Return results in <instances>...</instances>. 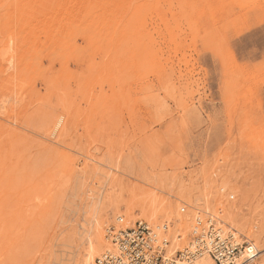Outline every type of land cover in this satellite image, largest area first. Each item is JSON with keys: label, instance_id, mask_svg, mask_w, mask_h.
<instances>
[{"label": "rangeland", "instance_id": "obj_1", "mask_svg": "<svg viewBox=\"0 0 264 264\" xmlns=\"http://www.w3.org/2000/svg\"><path fill=\"white\" fill-rule=\"evenodd\" d=\"M206 215L264 264V0H0V264Z\"/></svg>", "mask_w": 264, "mask_h": 264}, {"label": "built area", "instance_id": "obj_2", "mask_svg": "<svg viewBox=\"0 0 264 264\" xmlns=\"http://www.w3.org/2000/svg\"><path fill=\"white\" fill-rule=\"evenodd\" d=\"M213 223L209 227L208 232L199 239L205 240L202 244H196L194 252L196 255H200L202 249L209 250L212 257L217 263H223L220 257L223 254H219V251L225 250L224 256L227 260H230L231 264L236 255L243 250H247L250 243L244 240V244L238 243L237 238L229 235H222L225 239H221L217 236L218 230L213 229ZM206 228V227H205ZM196 234L192 239L194 243ZM207 237H211L212 242L215 243L213 248H209L207 245ZM165 240V239H163ZM194 240V241H193ZM111 241L114 246L112 251H107L105 254L98 257L94 264H166L164 248L161 249L156 245V239L151 237V229L145 222H138L133 228L120 230L119 232L111 235ZM166 241V240H165ZM163 241V243H165ZM224 241L225 244H224ZM234 242V243H233ZM223 249H222V247ZM249 251V250H248ZM224 252V251H223ZM193 251H187L186 258H192ZM166 261V262H165ZM228 264V263H227Z\"/></svg>", "mask_w": 264, "mask_h": 264}, {"label": "bare ground", "instance_id": "obj_3", "mask_svg": "<svg viewBox=\"0 0 264 264\" xmlns=\"http://www.w3.org/2000/svg\"><path fill=\"white\" fill-rule=\"evenodd\" d=\"M61 120H57L55 122V129L57 127L60 126ZM154 214V213H153ZM141 222H145L140 220ZM137 221L135 225L138 224ZM146 224H148V226L151 229V237L152 239H156V245L157 247H160L161 249L164 248V253H165V260L167 261L166 264H219L216 262V260L212 257L211 253L209 250H204L202 249V252L200 253V255H196V253L194 252L195 246L196 244H202V242H205V240L199 239V237L204 236L206 234V232H208L209 227L211 226V224L213 223V229L218 230V234L217 236L220 237L221 239H225L224 237H222V235H229V236H233V237H237L235 234V232L229 231V230H225L223 228L220 227V224L217 222V220L215 219V217H213L212 215H206V216H196L193 224H192V237L190 239V241L187 242V244L183 245L181 248H177V242L181 241L182 238H178L177 239H172L171 244L170 241L164 236L161 235L157 229H155L152 225H150L148 222H145ZM133 226V227H134ZM123 228H130V224L127 223L126 225L122 226ZM131 227V228H133ZM206 227V228H205ZM96 238L93 241H89V246L87 249V253L85 256V264H90L93 261L95 262V260L100 257L101 255L105 254L107 251H112L114 249V246L112 244L111 241V235L117 232H119L120 230H115L114 228H109L106 231V236H104V231H103V226L100 224V222H97L96 225ZM121 230H125V229H121ZM95 231V230H94ZM196 234H200L196 236V239L194 241V243H192V239L194 238V236ZM165 239V240H163ZM91 240V239H90ZM163 241H165V243H163ZM226 241H224L225 244ZM237 242L244 244L242 242H240L239 238H237ZM234 243V242H233ZM170 244V245H169ZM207 245L209 246V248H213L211 247L215 245L214 242H212L211 237H207ZM222 247V246H221ZM105 249V250H104ZM223 249V247H222ZM102 250H104L102 253H100ZM193 251L192 254V258H186L187 257V251ZM249 250V251H248ZM224 251V252H223ZM225 250H221L219 251V254H223L222 257H220V260L223 262L221 264H229L231 261L227 260L224 256ZM257 250L255 248V245H249V247L247 248V250H245V252H243V250H241V252L239 254L236 255L234 261L231 264H240L241 259L244 258H249V259H253L255 258V256H257ZM165 261V262H166ZM83 262V261H82ZM94 262L92 264H94ZM84 264V263H83Z\"/></svg>", "mask_w": 264, "mask_h": 264}]
</instances>
